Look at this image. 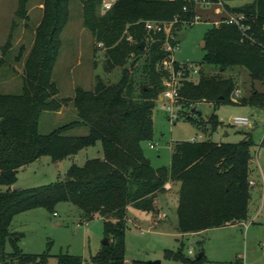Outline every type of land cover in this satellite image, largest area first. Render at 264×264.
<instances>
[{"label": "trees", "instance_id": "obj_1", "mask_svg": "<svg viewBox=\"0 0 264 264\" xmlns=\"http://www.w3.org/2000/svg\"><path fill=\"white\" fill-rule=\"evenodd\" d=\"M81 1L83 24L106 50L105 71L121 67V77L112 83L99 78L91 89L77 87L72 100L78 119L41 133L42 112L59 110L71 99L58 97L60 90L53 80L70 0H43V16L25 62L23 89L20 93L0 92V264H48L53 254L25 252L15 238L21 234L13 231L11 224L20 212L37 207L56 212L57 204L65 201L77 205L85 221L102 217L109 243L89 259L59 253L56 264H85L86 260L90 264H153L126 260L127 211L132 205L157 212L159 194L166 191L169 181L180 182L177 213L182 233L248 220L256 145L251 131H245L237 142L211 138L175 141L170 166L154 167L146 155L143 143L154 138V109L167 74L161 64L170 55L164 48L166 31L148 30L146 22L174 23L177 30L183 23L192 24L198 2H221L228 13L245 14L252 25L247 32L252 39L223 18L206 31L203 62L223 71L244 66L254 81L264 85V0L239 6L223 0H115L104 13V0ZM28 3L19 0L16 14L27 17ZM236 89L231 76L202 74L197 80L185 81L181 95L187 108L198 102H211L216 107L233 101ZM238 102L262 108L264 91L255 90ZM209 122L213 130L221 124L214 113ZM82 125L90 127L88 134H64ZM98 141L102 142L103 157L89 158L83 165L71 164L65 177L54 182L13 189L23 166L43 155L58 162ZM7 239L13 246L10 252L4 246ZM198 254L190 258L182 249L165 252L166 257L186 264H202L205 253L199 258Z\"/></svg>", "mask_w": 264, "mask_h": 264}, {"label": "rangeland", "instance_id": "obj_2", "mask_svg": "<svg viewBox=\"0 0 264 264\" xmlns=\"http://www.w3.org/2000/svg\"><path fill=\"white\" fill-rule=\"evenodd\" d=\"M18 1L0 0L2 93L22 91L25 62L34 44L36 28L44 11L43 0H29L28 16L17 15ZM252 1L223 0L231 6ZM196 12L200 20L194 24L183 23L176 30L179 48L172 52L174 58L180 62L194 63L200 69V72L194 75V80L202 74L215 76L221 73L223 76L233 77L237 89H240L239 101L245 96H250L255 90L264 91V85L258 80L254 81L244 66L223 71L217 65L203 62L206 53L203 46L206 31L228 12L221 2L208 5L198 2ZM61 38L62 46L54 66L53 80L60 90L58 97L71 99L59 110L42 112L39 128L41 133H49L78 119L77 109L72 100L77 87L91 89L95 87L99 78L112 83L121 77V67L105 71L103 61L106 50L103 45L95 42L92 32L83 24L81 0H70L69 19ZM162 93L154 109V138L143 143L144 151L152 158L153 165L170 164L175 141L191 140L202 135L203 138L215 141L237 142L244 138L245 131H251L256 142L252 165L258 171L253 172V175L255 174L253 179L259 178V183L252 189L249 227L226 225L205 229L196 234L182 235L175 213H171L165 223L155 224L149 217L138 218L135 215L138 210L131 206L127 211L132 220L127 229L126 258L161 260V264H186L182 260L168 258L165 255L168 249L175 252L182 249L184 255L190 258H195L203 251L206 259L202 264H264V144H262L264 106L260 108L236 101L222 102L216 107L211 102H198L188 108L183 104L182 109L178 110L179 118L174 120L171 119L166 107L169 103L161 98ZM212 113L221 121L216 130H213L209 122ZM237 115L249 116L253 121L252 126L234 124L233 117ZM89 131L88 125H82L67 129L64 134L86 135ZM150 142L154 143L153 147L150 146ZM159 155L161 157H158ZM103 156L101 141L58 162L53 161L49 155H43L19 170L17 185L31 187L54 182L65 177L71 164L83 165L89 158ZM5 188L2 186V189ZM55 211L56 213L44 207H37L15 215L11 228L21 234L19 238L18 235L15 238L25 252H50L53 256L50 257L48 264H56L55 255L62 252L79 254L86 259L98 252L106 238L103 219L100 216L85 221L82 210L69 201L57 204ZM138 219L140 222H133ZM4 246L7 252L13 250L8 239ZM85 264L90 263L86 260Z\"/></svg>", "mask_w": 264, "mask_h": 264}, {"label": "built area", "instance_id": "obj_3", "mask_svg": "<svg viewBox=\"0 0 264 264\" xmlns=\"http://www.w3.org/2000/svg\"><path fill=\"white\" fill-rule=\"evenodd\" d=\"M114 2L106 1L102 5V12H106L109 10ZM204 4H210L207 2H203ZM186 9V7H185ZM225 21L229 23L236 24L242 31L245 37L252 39V36L249 35L248 30L251 29L252 25L247 21V17L243 13L234 14V13H228L225 17H223ZM223 18L220 21H216L215 24H219ZM200 20L199 15L196 16L195 20L192 22L194 24ZM174 23H172L170 26L162 25L155 21H147L146 27L148 30H165L166 31V39L164 41V48L167 52H170V55L168 58H166L161 66L166 71V76L163 78V84H164V90L162 93L161 98L165 100L167 103L166 107L170 112L171 119H178L179 113L178 110H181L183 107V97L181 95V88L185 81L187 80H194V75L198 74L200 72V69L194 64V63H187V62H180L174 58V54L172 52L175 51V49L179 48V40L177 37V32L173 28ZM99 45H103V43H99ZM240 96V89H236L234 93L232 94L231 98L233 101L238 102ZM166 104V103H165ZM233 123L236 125H246V126H252L253 121L249 116L246 115H237L233 117ZM203 139V136H196L192 138L191 140H199ZM150 146L153 147L154 143L150 142ZM250 183L252 185H255L256 182L251 179ZM192 252V250H190Z\"/></svg>", "mask_w": 264, "mask_h": 264}, {"label": "crops", "instance_id": "obj_4", "mask_svg": "<svg viewBox=\"0 0 264 264\" xmlns=\"http://www.w3.org/2000/svg\"><path fill=\"white\" fill-rule=\"evenodd\" d=\"M114 1H112V2H114ZM104 2H106V1L104 0ZM219 12H220V10H219ZM221 141L222 140H219V142H221ZM172 149H173V147H172ZM148 157L150 158V160H151V162L153 164L152 158L150 156H148ZM158 157H161V155H159ZM171 161H172V157H171ZM171 161H170V164H168L167 166L171 165ZM153 166L154 167H160V166H163V165H156V166L153 165ZM24 167H26V166H23L21 169H23ZM255 172L258 173L257 168L255 169ZM253 176H252L251 179H253ZM256 179L257 180L253 179L256 182V184L253 185V186H256L259 183V178H256ZM165 186H166V191L165 192H161L159 194V197H158V203H159L158 211L157 212H147V211H144V210H141V209H138V208L135 207V209L138 210L137 212L135 211L136 212L135 215H137L138 218L139 217H142V218L143 217L144 218L145 217H149V220L151 222H155V224H157V223L158 224L165 223L164 221H166L170 217L171 213H175L177 218H178L177 208H178V202H179L180 182L169 181V182L166 183ZM252 198H253V194H252L251 200H252ZM251 200H250V204H251ZM250 204H249V219L246 220V221H241V222H236V223H233V224H229V226H239L240 225V226L249 227L248 222L250 221V217H251V215H250ZM131 206L132 205L128 206V210H129V208ZM131 220L132 219H130V217L128 215V225H129ZM133 222L137 223V222H140V220L138 219L137 221H133ZM196 233H199V232H192V233H182V232H180V234H182V235L196 234ZM126 242H127V234H126ZM126 260H127V262H132L135 259L132 260L130 258H126Z\"/></svg>", "mask_w": 264, "mask_h": 264}, {"label": "water", "instance_id": "obj_5", "mask_svg": "<svg viewBox=\"0 0 264 264\" xmlns=\"http://www.w3.org/2000/svg\"><path fill=\"white\" fill-rule=\"evenodd\" d=\"M142 45H143V42H142ZM203 46L205 47L206 46V41L204 40L203 41ZM194 109H196L195 107H194ZM200 113H201V111H199ZM212 115V114H211ZM22 188V186H20V185H17V184H15V185H13V189H15V190H19V189H21ZM109 243V240H108V238L106 237L105 239H104V241H103V244H108ZM204 254V252L202 251V252H200L199 254H198V258L199 257H201L202 255ZM150 262H152L153 264H161V260H152V261H150Z\"/></svg>", "mask_w": 264, "mask_h": 264}]
</instances>
